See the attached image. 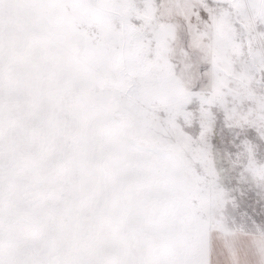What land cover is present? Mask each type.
<instances>
[{"label":"rangeland","instance_id":"obj_1","mask_svg":"<svg viewBox=\"0 0 264 264\" xmlns=\"http://www.w3.org/2000/svg\"><path fill=\"white\" fill-rule=\"evenodd\" d=\"M236 231L264 234V0H0V264H211Z\"/></svg>","mask_w":264,"mask_h":264},{"label":"crops","instance_id":"obj_2","mask_svg":"<svg viewBox=\"0 0 264 264\" xmlns=\"http://www.w3.org/2000/svg\"><path fill=\"white\" fill-rule=\"evenodd\" d=\"M214 238L211 264H264V234L236 231Z\"/></svg>","mask_w":264,"mask_h":264},{"label":"bare ground","instance_id":"obj_3","mask_svg":"<svg viewBox=\"0 0 264 264\" xmlns=\"http://www.w3.org/2000/svg\"><path fill=\"white\" fill-rule=\"evenodd\" d=\"M230 18H231V17H230ZM6 42H7V44H8V43H9V40L7 39Z\"/></svg>","mask_w":264,"mask_h":264}]
</instances>
